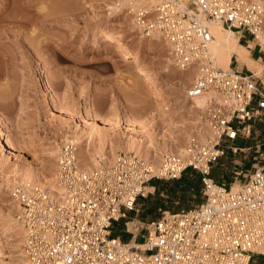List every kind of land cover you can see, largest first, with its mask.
<instances>
[{
    "label": "built area",
    "instance_id": "built-area-1",
    "mask_svg": "<svg viewBox=\"0 0 264 264\" xmlns=\"http://www.w3.org/2000/svg\"><path fill=\"white\" fill-rule=\"evenodd\" d=\"M119 6L139 34L159 35L177 68L195 71L187 97L219 95H208L203 111L212 138H189L182 155L164 154L158 167L120 152L89 170L78 163L76 146L65 142L54 172L60 197L38 183L9 188L27 264H264V163L241 182L243 170L233 171L231 180L213 173L229 151L251 148L246 139L264 121V84L254 72L216 65L206 24L214 20L236 31L246 46L256 41L262 52L264 9L252 0H119ZM189 170L200 175L199 203L162 211L129 231L127 240L121 229L113 234L120 221L128 225V214L155 180H175Z\"/></svg>",
    "mask_w": 264,
    "mask_h": 264
},
{
    "label": "rangeland",
    "instance_id": "rangeland-1",
    "mask_svg": "<svg viewBox=\"0 0 264 264\" xmlns=\"http://www.w3.org/2000/svg\"><path fill=\"white\" fill-rule=\"evenodd\" d=\"M261 1L264 5V0ZM88 2H93L95 8ZM116 2L0 0V17H3L0 20V129L6 130L14 144L12 148L4 145L0 135V181L26 168L39 176L45 170L50 169L51 173L57 156L51 157L47 148L69 142L65 136L80 126L88 130L93 124L110 140L108 147L111 142L118 144L129 139L146 144L147 139L153 138L158 147L168 137L186 144V130L191 125L187 122V108L180 106L193 75L188 72L183 75L177 66L167 69L166 44L141 38L129 27V17L122 10L112 9ZM13 20L20 21L21 26H14ZM97 28L120 30L119 43L93 37ZM261 45L262 52L258 51L260 46L256 41L249 46V55L260 67L264 65V57L260 59L264 44ZM134 48L137 53L133 52ZM131 59L138 60L139 69ZM235 65L233 59L232 67ZM237 68L241 69L238 62ZM242 70H248L245 64ZM255 70L257 67L253 66L249 72ZM140 73L154 77L169 99L159 105L151 98V89L139 80ZM256 76L264 84L262 71ZM84 93L87 95L82 96ZM88 98L92 116L85 113ZM246 140L251 148L229 151L215 164V176L231 180L233 171L243 170L236 181L241 182L249 169L264 163V121L256 122ZM168 143L172 140L168 139ZM120 152L123 151L116 154ZM4 185L0 182V213L12 207L9 190L3 189L7 187ZM200 186L198 174L191 170L175 180H155L147 196L137 199L135 211L126 218L128 225L120 221L114 232L121 229L127 240L129 231L145 227L162 211H177L199 203L202 195L196 189ZM0 242L4 245L5 260H12L13 249L6 248L11 239L0 238Z\"/></svg>",
    "mask_w": 264,
    "mask_h": 264
},
{
    "label": "bare ground",
    "instance_id": "bare-ground-1",
    "mask_svg": "<svg viewBox=\"0 0 264 264\" xmlns=\"http://www.w3.org/2000/svg\"><path fill=\"white\" fill-rule=\"evenodd\" d=\"M82 2H85V0H81ZM158 1V0H154ZM187 2V0H184ZM257 2L263 9L264 5L262 4L261 0H252ZM88 5H90L91 8H95V5L93 2H88ZM113 10H121L119 6V0L112 6ZM45 15H47L45 13ZM44 16V15H43ZM127 17V15L125 16ZM98 18V14H97ZM15 19V18H13ZM0 20H3V17H0ZM14 26H21V22L18 20H13ZM102 23H104L102 21ZM206 24L209 27V30L213 36V38L210 41L208 50L209 53L212 55L216 65H218L220 68L228 69L230 68L231 61L234 59L236 62H242L247 66L248 71H251V68L253 66L257 67V70L254 71L256 75L260 74L263 66H257L256 61L251 58L249 55V46L244 45L243 43L239 42L238 40V34L236 31L232 29H226L223 28L220 23L214 21V20H207ZM129 27H132L133 30L136 31V27L134 25L133 20L129 17ZM138 33V32H137ZM122 32L120 30H105L103 28H97L93 31V37L99 36L101 41H112L116 40L119 43V37L121 36ZM141 38L147 37L143 34H140ZM148 40L152 41H162L159 35L154 34L150 37ZM259 40L261 41V44H264V31L263 33L259 34ZM163 42V41H162ZM253 44V41H250L249 45ZM61 47V46H60ZM60 51H64L63 48H60ZM134 53H137V48L133 49ZM167 69L169 67H176L173 64V61L169 55L165 57ZM130 62H132L134 67L139 69V64L137 59H131ZM255 63V64H254ZM259 65V63H258ZM179 69V68H177ZM181 73H190L191 75H195V71H188V70H179ZM140 81L143 82V86L151 89V98L158 101L159 105H162L164 101L169 99V95L163 93L160 88H158L156 84V80L154 77L149 75L148 73L146 75L140 73ZM189 81V80H188ZM182 84V82H181ZM87 94L84 93L82 96H86ZM209 96H215L219 98V95L216 92H209L208 94H204L202 96L189 98L185 96V101L182 102L181 107H186L188 111V121L191 125V128L186 130V137L191 138L193 136H198V138L205 142L209 138H212L213 131L210 129V127L206 124V121L203 117V111L205 110V101L207 97ZM86 100V99H85ZM91 101L86 100L85 104V113L88 115H93L91 110ZM186 111V110H185ZM202 113V115L200 114ZM186 118V119H187ZM130 122V121H129ZM89 124V123H88ZM131 124H133L131 122ZM81 127V126H80ZM80 127L79 129H75L74 132L71 130V134L65 136V140H68L69 142L78 144L75 145L78 147L77 151V159L78 163L84 170H89L94 167H96L100 160H103L105 162H111L113 159L117 156V151H123V152H133L135 155H139L143 157L145 160H147L152 167H158L160 165L162 156L164 154L168 153H176L177 155H182L185 144L184 141L177 140V138L174 137H168V139L172 140V143H168V139L165 138L163 143L158 144L157 147L153 141V139H147L146 144H143L141 142L134 140H125L123 143L114 144L111 142L110 147H108L109 141L108 138L105 137L102 133L98 132V130L95 129L92 125H89L88 130H82ZM185 128V127H184ZM184 132V131H183ZM0 135L1 140L4 139V145H8L9 148L14 147V144L10 140V138L6 135L5 129H0ZM171 136V135H170ZM150 138V137H149ZM152 138V137H151ZM179 141V143H177ZM186 141V140H185ZM143 142V141H142ZM171 142V141H170ZM60 145L58 143L53 144L49 146L47 149V153L50 154L51 157H56L57 154L60 151ZM91 147V148H90ZM86 150V152H85ZM86 155H85V153ZM53 167L51 165V168L53 171L49 173V171L45 172L43 176H39L35 171L32 169L26 168L23 171H15L12 175L7 176L3 179H1V183L5 184V188L7 191L9 190L10 185H28L31 183H38L45 185L49 192L53 195H57L58 197L61 196L62 191L61 188L56 184L54 179V172L56 168L55 161L52 162ZM50 168V167H49ZM47 169V168H46ZM48 170V169H47ZM232 188L236 189L237 183H232ZM8 193V192H7ZM9 194V193H8ZM12 207L9 208L6 212L0 213V238L5 239H11V243H7V250L13 249L11 251L10 255L12 260H5L7 256L3 253L4 245L2 242H0V264H27L26 258L24 256V253L21 248L22 240H23V227L21 223L18 221L17 215L19 213V206L15 203V201L11 200ZM15 249V250H14ZM5 257H4V256ZM10 257V258H11Z\"/></svg>",
    "mask_w": 264,
    "mask_h": 264
},
{
    "label": "crops",
    "instance_id": "crops-1",
    "mask_svg": "<svg viewBox=\"0 0 264 264\" xmlns=\"http://www.w3.org/2000/svg\"><path fill=\"white\" fill-rule=\"evenodd\" d=\"M236 62V61H235ZM231 66H232V61H231V64H230ZM238 65L241 67V69H242V67L244 66V64L242 63V62H238ZM236 67H237V62H236V65H235ZM247 67V66H246ZM262 73L264 74V71H263V69H262ZM150 189H152V186H150L149 187Z\"/></svg>",
    "mask_w": 264,
    "mask_h": 264
},
{
    "label": "trees",
    "instance_id": "trees-1",
    "mask_svg": "<svg viewBox=\"0 0 264 264\" xmlns=\"http://www.w3.org/2000/svg\"><path fill=\"white\" fill-rule=\"evenodd\" d=\"M185 174V173H184ZM198 174V173H197ZM183 177V175L180 177V178H182ZM198 179H199V181H200V175L198 174ZM200 185H201V183H200ZM198 186H199V183H198ZM197 186V187H198ZM201 187V186H200ZM196 190H198L199 192H200V188L199 189H196ZM113 234H116V232H114Z\"/></svg>",
    "mask_w": 264,
    "mask_h": 264
}]
</instances>
